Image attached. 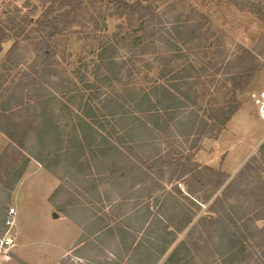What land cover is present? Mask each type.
Returning a JSON list of instances; mask_svg holds the SVG:
<instances>
[{
    "label": "rangeland",
    "instance_id": "1",
    "mask_svg": "<svg viewBox=\"0 0 264 264\" xmlns=\"http://www.w3.org/2000/svg\"><path fill=\"white\" fill-rule=\"evenodd\" d=\"M123 1L133 3L136 0ZM170 3L174 5L171 7L173 13L169 17L160 16L161 25L164 26L166 22L165 26L169 28L166 18L176 17L182 25L200 22L201 38L181 48V60L178 51L173 53L159 47L155 53L137 61L132 60L135 67L129 65L133 70L131 77L123 69L119 80L114 67L108 72L99 64L98 56L107 46L103 44L106 36L113 34L126 21L113 15L110 0H85L76 7L73 21L52 40L57 76L52 79L51 88L56 99L51 103L50 110L61 129L60 133L64 135L62 141L60 139L40 147L45 151L41 152L40 149L42 164H39L31 158L27 160L21 146L13 145L0 131V264H26L22 258L34 264H56L59 259L60 251L56 245L61 241L48 240L60 235L67 236V225L63 222L48 223L44 219L49 183L42 175H37L40 170L60 181L62 189H56L51 194L53 200L64 199L63 191L71 196L79 195L92 212L95 210L103 216L105 223H111L110 230L113 232L107 235L102 244L104 250L96 251V257H85L84 264H264L261 251L258 253L250 247L256 229L261 228L264 222L243 221L245 215L251 218L254 214V197L248 198L236 190L224 195L222 190L234 176L219 189L216 182L221 179L220 175L211 173L205 167L200 168L192 161L196 150L192 147L197 144V133L202 129L200 120L208 123V127L215 122V112L224 107L231 96L228 79L240 70L235 57L242 49L256 47L259 38L264 36V26L249 13L235 10L226 0L160 1L156 13L160 15L170 9ZM69 8L62 0H5L0 2V26H6L8 18L15 14L37 20L53 17ZM132 23L133 26L137 25L135 20ZM156 30L163 32L159 25H156ZM39 36L33 27L27 30L24 39L11 38L2 44L0 130L5 132L8 126L6 117L10 116L6 110H12L19 102V96L10 100V92L16 88L21 72L30 70L33 65V42ZM123 50L109 52L108 57L127 58ZM228 60L231 65L224 67ZM254 63L258 64V69L252 79L242 80L236 93L239 105L245 103L252 111L247 114L245 108L233 121L234 135L224 137L220 143V147H228L235 155L229 159V167H233L236 159L244 153L245 144L261 139L264 133V122L256 114L261 104L255 100V97L264 94V43ZM106 73L108 80L104 78ZM159 82L182 91L190 88L191 96L183 99V102L188 108L193 106L198 117L180 129L181 137L165 138L163 135L158 140L163 167H153L146 158L158 150L153 144L119 143L132 164L142 172H149L148 178L143 179L142 173L137 170L129 172L123 159L120 160L121 166L126 169L118 165L116 173L107 174V164L115 158L102 157L100 152L104 148V140L96 137L95 141H91L90 131L76 125L77 116L86 115L88 107H93L96 116V119L90 120L93 129L105 136L106 141L118 144L116 137L118 133L121 135L120 124L106 114L99 115L98 109L108 106L111 101L109 97L115 99L126 94L127 89L139 90ZM17 112L11 116L14 123L22 121ZM76 126L89 136L81 144L79 140L69 138ZM255 156L259 159L251 162L247 174L252 178H264V149H261V145L256 147L249 161ZM185 168L191 170L189 175H183ZM199 175L203 180H199ZM131 176L143 180L138 182L144 184L138 189V195H133L131 182L127 181ZM188 185L197 192L188 194ZM122 191L123 196L120 195ZM114 193L117 196L112 198ZM146 200H150L148 204ZM140 204L143 206L138 218L133 217L125 222L122 217ZM148 207L153 208L152 213L165 218L170 227L166 230L158 226L155 217L147 228L141 229L143 232L135 234L140 223L147 221L145 209ZM11 210H14L13 214H10ZM188 219L191 222L181 230ZM7 220L12 221V226L6 225ZM128 225L134 227L133 234L139 238L135 248L132 245L136 238L133 240L124 230ZM156 234L161 236L156 244L166 248L163 254L149 244ZM7 239L13 241L12 247L6 243ZM254 239L257 241L258 238ZM67 241L64 238L63 245ZM18 243L23 248L18 249ZM177 247L180 248L179 252L172 258L171 254ZM234 250L241 251L244 256L252 252L254 256L239 261V258L229 257ZM155 257L158 258L156 262ZM72 259L70 254L58 264H73Z\"/></svg>",
    "mask_w": 264,
    "mask_h": 264
},
{
    "label": "trees",
    "instance_id": "2",
    "mask_svg": "<svg viewBox=\"0 0 264 264\" xmlns=\"http://www.w3.org/2000/svg\"><path fill=\"white\" fill-rule=\"evenodd\" d=\"M62 1L67 3L71 8L53 17L47 16L43 19L32 20L28 17L15 14L13 17L8 18L6 26H0V51L5 41L11 38L15 40L24 39L27 35V30L33 27L40 34L39 38L33 42V65L30 70L21 72L16 88L10 92V100L14 99V97L17 99L19 96V102L12 110H6V113L8 112L10 114V116L6 117L8 126L6 132L0 130L2 133L4 132L6 134V137L13 145L18 144L21 146L23 154L27 156V160L31 158L39 164H42L40 160V149L42 148L40 147H45L46 145L60 141V139L62 141L64 135V133H60L61 129L53 117V112L50 110L51 103L56 99V96L52 93V79L57 76L52 40L61 35L66 25L73 21L76 7H79L85 0ZM110 1L113 5V15L126 21L123 25L118 26L113 34L106 36V41H104L103 44L107 46L103 48V52H100L98 60L100 61V67H104L108 72L114 67L116 70V77L119 78V80L123 74V69H126V75L128 76L130 74L129 77H131L133 70H130L129 65L135 67L133 64L134 61L142 59L151 53H155L158 47L162 50L172 52L178 51V58L181 60L183 58V56H180L181 48L201 38L202 24H200V22L192 24L185 23L182 25L176 17L173 19L166 18L168 25L170 24L169 28H166V22L164 26L161 25L160 16H171L169 14L173 13L172 8L174 5L170 3V9L167 11L164 10L158 15L156 13L158 2H167L168 0H136L133 3H127L123 0ZM226 1L235 10L249 13L264 26V0ZM133 20L137 23L136 26H133ZM156 25H159V28H161L163 32L157 31ZM263 43L264 36L259 38L255 48L251 50L242 49V52L235 57V63H238L240 70L232 74L228 79L231 85L229 91L231 96L225 101L226 105L215 112V122L213 124L208 127V123L204 120H200L202 129L197 133V144H195L192 149H196L200 139L203 137L215 138L238 111L240 105L237 101L236 93L242 85V80L252 79L254 72L258 69V64L254 63V61L258 59L260 48ZM120 49H125L123 52L127 54V58L119 56L113 58L108 57L109 52H118ZM229 65H231V62L228 60L224 67ZM146 66L148 67V65ZM107 76L106 73L104 76L106 80H108ZM190 92V88L182 91L178 87L172 89L162 82H159L147 85L146 88H141L139 90L137 88H133L131 91L127 89L125 90L126 94L117 96L115 99L109 97L111 101L108 103V106L105 105L104 109L103 107L99 108L98 114L101 113L102 116L106 114L108 118L116 119L115 121L120 124L121 135L118 133L119 135L116 137L118 144L112 141H106L105 136L99 135L98 132L93 129L92 123L90 122V120L96 119L92 109L93 107H88L85 111L86 115L77 116L76 125L80 128L84 126L90 131L91 134L89 136L93 138L91 141H95L96 137H100L104 140V148L100 154H102V157L111 156L115 158V161L113 160L107 164V174L116 173L118 171V165L126 169L125 166H121L120 160L123 159L129 172L137 170L142 173L143 179H146L148 178L149 172H142L139 167L132 164L124 152V147L119 145V143L127 141L126 143L128 144H153L158 150H154L153 155H148L146 158L152 162L153 167H163L164 165H162V162L164 160L160 155L158 140H161L163 135L165 138L174 136L181 137L182 135L179 132L180 129L186 127L191 121L193 122L195 117H198L197 110L194 109L193 106L188 108L183 102V99L191 96ZM107 107L111 109L109 110ZM16 111H19L17 113H20V117L22 118V121L19 123H14L11 119V116H13ZM173 125L175 128H173ZM72 131L69 138H73L77 141L79 140V144H81L83 140H88L89 136H86L83 130H78L77 126L72 129ZM261 149H264V145H262ZM43 151H45L44 148L41 152ZM61 151L59 152L62 153L63 151ZM50 154L51 153H49V155ZM257 158L258 157H254L251 161L247 162L232 179L219 171L209 169L211 173L220 175L221 179L216 182V187L219 189L223 187L226 180L230 179V182L222 190L224 195L227 196L232 190H236L238 194H242L248 198L254 197L252 200L255 204V207H253L255 209L254 214L251 218L245 215L243 219V221L247 220L249 223L254 221L264 222V178H252L247 174V170L251 167V162ZM204 169L208 170V168ZM190 173L191 170L189 168H185L183 171V175H189ZM199 180H203L200 175ZM127 181L129 183L131 182V188L133 189L135 185L139 184L138 182H142L143 180L131 176ZM195 192H197V190L188 185L187 193L192 194ZM120 195L123 196L124 192H120ZM138 206L139 205L136 207ZM145 211V219H147V221L150 219L151 222L156 217L158 226L166 228V230L170 227L165 218L160 214L153 213L152 216L150 207L146 208ZM125 216L126 215L123 216L125 222H129V220L131 221L133 219V217L125 218ZM204 221L205 220H202V222ZM214 221L215 220H213V222ZM146 222L140 223L136 231H140L143 227H146ZM190 222V219H188V221L183 224L181 230ZM215 223L217 222L215 221ZM133 229L134 227L130 225L124 228L128 236L130 235L127 231ZM256 230L255 233L253 232L255 236H253V240H251L250 247L253 250H257L258 253L261 251L262 257L264 258V225ZM254 238H258L257 241H255ZM159 239H161L160 234H156V236L151 238L149 244L157 248L160 254H163L166 248L163 246L161 248L156 244ZM178 247L172 252V258L179 252L180 248ZM253 256L254 253L252 252L244 256L241 251L236 250L232 251L229 255L231 258H239V261L252 259ZM156 257L154 262L158 259Z\"/></svg>",
    "mask_w": 264,
    "mask_h": 264
},
{
    "label": "crops",
    "instance_id": "3",
    "mask_svg": "<svg viewBox=\"0 0 264 264\" xmlns=\"http://www.w3.org/2000/svg\"><path fill=\"white\" fill-rule=\"evenodd\" d=\"M5 0H0L2 3ZM260 100L259 97H255V100ZM247 108V114L251 113V109L247 107L245 103L240 104V107L238 111L234 114V116L231 118V120L224 126V128L219 133L218 137L216 138H204L201 139L198 148L194 151L193 155V163H195L200 168H208L214 171H219L228 177L235 176L242 168L243 166L249 162L250 158L255 154L256 147L258 148L262 147L264 145V133L261 139H257L254 142L250 143L249 145L244 146V153L240 155L236 159V163L233 167H229V159L232 158L233 155L232 152H230L227 148L228 147H220V143L224 139V137L234 135L232 124L233 121L236 120V118L240 115V113ZM257 116L260 118L262 122H264V119H262L259 115V113H256ZM258 141V143H256ZM263 143V144H262ZM256 144V145H255ZM258 150V149H257ZM256 157V156H255ZM254 158V157H253ZM39 171V170H38ZM149 174V173H148ZM37 175H42L44 179L49 183V188L47 187L46 192V211L44 212V219L49 223V221L54 222L53 224H57L58 222H63L65 225H67V236L60 235L59 238H53L51 240H48V242H60L57 243V248L60 251L59 259L57 260L56 264L61 259H64L65 257L69 256L71 254L72 263L73 264H84L85 257H96L94 253L96 251L104 250L103 243L106 241L107 235H110V232H113L110 230L111 223H105V219L103 216H101L100 213H96L95 210L89 208L86 203H83V200L79 198V195L77 196H71L68 194V192L63 191L62 193L65 195V198L63 199H54L51 198V194L56 191V189H62L60 188V181L56 179L54 176L49 175L44 170H40ZM26 178L22 181H25ZM141 186L143 187L144 184L135 185V187L132 189L133 195H138L141 189ZM53 195V194H52ZM99 195H101V192L99 190ZM117 195L114 193L112 198L116 197ZM140 196V194H139ZM99 200V197L97 198ZM100 201V200H99ZM150 200H146V204H148ZM82 203L84 205H82ZM143 204H140L138 207L134 208L132 211L126 214L125 218H138L140 212H142L141 207ZM152 209L150 208L151 215L153 216ZM56 211L57 214L55 213ZM108 214V213H107ZM56 215L57 217H54ZM123 218V217H122ZM142 222V219H141ZM150 219H148L146 223L149 224ZM126 230V229H125ZM145 231V230H144ZM130 235V237L136 238L134 241L135 244L132 245V248H135L137 246V243L139 241V238L135 237L133 234L134 231L128 230L127 231ZM143 232L136 231L135 234H139ZM132 235V236H131ZM58 236V234H57ZM68 239V241L63 245V240ZM134 240V239H133ZM16 246V245H15ZM22 246V245H21ZM17 248H23L20 247L19 243L17 245ZM129 249V247H128ZM129 252V251H127ZM21 257V256H20ZM23 261L26 264H34L30 263L29 261L22 258Z\"/></svg>",
    "mask_w": 264,
    "mask_h": 264
},
{
    "label": "built area",
    "instance_id": "4",
    "mask_svg": "<svg viewBox=\"0 0 264 264\" xmlns=\"http://www.w3.org/2000/svg\"><path fill=\"white\" fill-rule=\"evenodd\" d=\"M260 97H261V101L256 100V103H257V104H258V103L261 104L260 107H259V114H260L261 118L264 119V94L260 95ZM13 213H14V210H11V213H10V214H13ZM6 225H8V226H12V221L7 220ZM6 243H7V244H10V246H11V245L13 246V241H12L11 239H10V240L7 239V240H6ZM12 246H11V247H12Z\"/></svg>",
    "mask_w": 264,
    "mask_h": 264
},
{
    "label": "water",
    "instance_id": "5",
    "mask_svg": "<svg viewBox=\"0 0 264 264\" xmlns=\"http://www.w3.org/2000/svg\"><path fill=\"white\" fill-rule=\"evenodd\" d=\"M54 217H57L56 215H54Z\"/></svg>",
    "mask_w": 264,
    "mask_h": 264
}]
</instances>
